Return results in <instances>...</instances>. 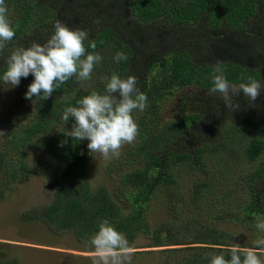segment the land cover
I'll use <instances>...</instances> for the list:
<instances>
[{
	"label": "trees",
	"instance_id": "trees-1",
	"mask_svg": "<svg viewBox=\"0 0 264 264\" xmlns=\"http://www.w3.org/2000/svg\"><path fill=\"white\" fill-rule=\"evenodd\" d=\"M5 5L16 32L5 49L8 54L24 41L44 44L54 33L57 20L75 29L72 23L80 24L81 10L104 15L107 25L84 42L86 53L95 51L102 57L91 79L78 81L73 76L49 99L33 104L25 99V93L34 77L21 78L18 92L32 114L25 126L7 132L0 145V200L15 183L34 173L28 154L41 149L45 167L52 172L55 169L50 180L53 197L49 204L23 212L21 220L39 221L50 231L73 233L90 245L99 224L107 219L125 234L131 246L137 237L144 236L150 240L148 247H173L163 250L168 264H211L212 256L221 252L230 258L226 251L234 241L230 233L197 220L153 227L145 206L155 192L176 185L175 169L201 172L208 166L209 154H228L236 143L241 163L249 167L240 177V191L247 198L245 217L252 218V209L264 211V192L259 187L264 182L262 122L245 115L236 118L229 131L213 133L209 125H200L201 115L196 112L182 113L167 122L159 113L160 102L176 89L194 87L210 93L217 65L230 83H246L249 77L264 80V69L257 71L264 66V0H59L54 7L61 13H55L44 0H5ZM153 26L172 28L167 33L175 40L159 46L162 35L152 37ZM93 41L95 50L89 47ZM118 51L126 53L128 61L116 62ZM139 55L151 56L144 63L141 90L148 103L136 120L139 141L122 156L129 170L121 176L119 186V198L128 208L125 212L104 185H90L86 174L89 141L85 138L80 144L66 135L75 121L65 124L61 116L65 108L78 106L84 95L103 92L102 77L117 73L126 79ZM6 70L4 62L0 65V85ZM212 134L216 137L213 140L209 137ZM197 135L207 141L193 146ZM208 186L198 184L199 188ZM258 201L260 206L255 208ZM0 264L18 263L11 258L0 260Z\"/></svg>",
	"mask_w": 264,
	"mask_h": 264
},
{
	"label": "rangeland",
	"instance_id": "rangeland-1",
	"mask_svg": "<svg viewBox=\"0 0 264 264\" xmlns=\"http://www.w3.org/2000/svg\"><path fill=\"white\" fill-rule=\"evenodd\" d=\"M44 1L54 9L52 10L55 13H61L54 7L59 0ZM79 12L83 18L80 24L73 22L72 27L87 30L89 38L107 25L106 17L97 11ZM64 13L67 14V10H64ZM169 29L172 28L166 26L150 28L152 37L162 35L158 42L159 46L166 45L168 40H175L167 33ZM24 43L23 47L31 45L30 42L24 41ZM22 44L23 42L20 46ZM176 45L180 44L176 43ZM142 52L146 51L142 49ZM8 55L4 51L0 56V65L6 62ZM199 57L201 56L197 58ZM150 58V55L147 57L139 55V58L130 65L129 75L138 78V86L141 90L146 71L144 63ZM235 99L240 103V109L232 112L227 110L219 94L201 92L194 87L176 89L160 102V118L163 122H167L182 113L196 112L201 115L200 125H209L213 133L229 131L234 125V120L245 115L254 117L264 124V92L254 103L242 93ZM142 112L144 110L133 111L135 121ZM31 114L27 102L21 100L17 86L11 87L5 83L0 85V145L7 132L25 126L30 121ZM208 118L213 124L209 123ZM68 130L71 132L72 126H68ZM209 137L212 140L216 138L214 134ZM138 141L137 136L132 144L122 146L118 157L112 156L109 159L103 158L100 153L88 151L86 174L90 185L92 187L104 185L125 212L128 208L123 198H119V186L121 176L129 170L122 156ZM200 141L207 140L197 135L192 145L195 146ZM78 142L84 144L85 139ZM186 145L190 146L189 143ZM237 146L235 143L228 154L223 152L212 156L209 154L208 166L201 172L182 167L175 169L176 185L155 192L145 206V215L150 225L156 227L160 223L182 224L188 220H197L209 227L230 233L234 238L233 244L238 243L243 247L252 246L257 238L264 236V233L256 228V217L264 218V211L258 212L252 209V218L245 217L247 198L240 191L242 186L240 177L249 170V167L241 163V153ZM41 157V149L30 151L28 164L35 168L34 173L15 183L0 200V260L13 258L18 264H94L95 253L91 244L77 240L73 233L50 231L39 221L19 218L23 212L43 207L52 200L50 180L55 169L53 172L47 169ZM199 183L209 186L199 188ZM259 187L264 192V182ZM259 206L258 201L254 207L259 208ZM149 241L144 236L137 237L132 246L134 249L132 264H168L165 262L166 255L163 250L173 247H148L146 244Z\"/></svg>",
	"mask_w": 264,
	"mask_h": 264
},
{
	"label": "clouds",
	"instance_id": "clouds-1",
	"mask_svg": "<svg viewBox=\"0 0 264 264\" xmlns=\"http://www.w3.org/2000/svg\"><path fill=\"white\" fill-rule=\"evenodd\" d=\"M16 35L9 17L5 0H0V56L4 54L8 42ZM87 30L70 29L61 21L54 24V33L44 43L33 42L29 47H16L6 58L7 70L2 76L5 84L16 87L21 78L29 74L34 77L28 86L25 99L34 102L47 100L62 84L73 76L78 81L91 79L94 66L102 57L93 51L86 53L85 40ZM93 50L96 43L89 44ZM116 62L128 61L123 51L114 56ZM264 69L260 66L257 71ZM105 83L103 92L92 91L78 101V106L64 109L61 119L65 124L74 119L68 136L75 140L89 141L90 153H100L103 158L118 157L125 144H132L138 136V124L132 113L143 111L147 107L148 98L141 91L138 78L128 75L121 78L117 73L111 77H102ZM211 94H219L227 110L240 109L235 98L241 93L250 102H255L264 92V83L249 77L246 83L234 84L227 79L224 70L217 65L212 76ZM35 97V100H33ZM256 228L264 233V218L257 216ZM94 250V264H132L134 249L125 234L119 232L109 220L104 219L98 231L90 238ZM228 257L221 252L213 255L211 264H264V236L257 238L250 247L238 243L226 249Z\"/></svg>",
	"mask_w": 264,
	"mask_h": 264
}]
</instances>
